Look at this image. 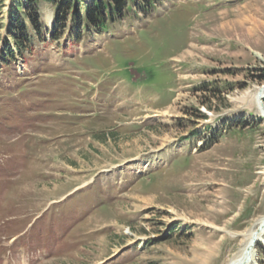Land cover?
<instances>
[{
    "label": "rangeland",
    "instance_id": "obj_1",
    "mask_svg": "<svg viewBox=\"0 0 264 264\" xmlns=\"http://www.w3.org/2000/svg\"><path fill=\"white\" fill-rule=\"evenodd\" d=\"M84 2L55 30L54 2L0 0V264L227 263L264 214V0H126L105 28Z\"/></svg>",
    "mask_w": 264,
    "mask_h": 264
},
{
    "label": "trees",
    "instance_id": "obj_2",
    "mask_svg": "<svg viewBox=\"0 0 264 264\" xmlns=\"http://www.w3.org/2000/svg\"><path fill=\"white\" fill-rule=\"evenodd\" d=\"M32 2V0H29ZM40 1V0H38ZM51 2H54L56 4V7L58 9V15H57V21L55 24V28L59 26V24L63 23V19L66 15V10L64 9L63 5L73 6L74 3H79V0H49ZM75 1V2H74ZM93 3H82L83 6H85L86 11L85 15L87 20H90L93 24L101 26V28H105L107 26L108 17L105 16L104 11L108 9V13L115 12L116 9L120 10L122 6H125L126 0H93ZM74 2V3H73ZM18 7L14 8L11 11V17H12V25H11V32L14 34L13 38L16 42L17 47L21 50L22 53H24L27 49L30 47H26L28 44V41H31L32 35L30 37L28 36V33H26V24L23 21V16L25 15L24 12H20L19 8L22 6V3L18 1L17 3ZM81 6V3L79 4ZM27 10V9H26ZM76 16L78 18L80 17V10H76ZM77 18V17H76ZM35 35L33 34V37ZM37 36V34H36ZM44 37H42L43 39ZM15 58V52L11 46H8V48L4 51V55H2V62L5 65H9L10 61Z\"/></svg>",
    "mask_w": 264,
    "mask_h": 264
},
{
    "label": "bare ground",
    "instance_id": "obj_3",
    "mask_svg": "<svg viewBox=\"0 0 264 264\" xmlns=\"http://www.w3.org/2000/svg\"><path fill=\"white\" fill-rule=\"evenodd\" d=\"M260 111L264 115V108L261 107ZM262 172H264V169L262 170ZM262 235H264V214L259 216L253 223V225L249 227V229L247 228V231L244 234V241L241 248L237 250L225 264H259L256 263L255 260V251L258 244V241H256V239L261 238Z\"/></svg>",
    "mask_w": 264,
    "mask_h": 264
}]
</instances>
